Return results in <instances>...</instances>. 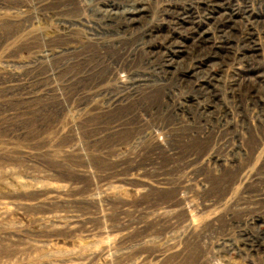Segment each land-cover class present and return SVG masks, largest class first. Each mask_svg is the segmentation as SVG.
I'll list each match as a JSON object with an SVG mask.
<instances>
[{
	"label": "rangeland",
	"instance_id": "rangeland-1",
	"mask_svg": "<svg viewBox=\"0 0 264 264\" xmlns=\"http://www.w3.org/2000/svg\"><path fill=\"white\" fill-rule=\"evenodd\" d=\"M0 264H264V0H0Z\"/></svg>",
	"mask_w": 264,
	"mask_h": 264
},
{
	"label": "bare ground",
	"instance_id": "bare-ground-1",
	"mask_svg": "<svg viewBox=\"0 0 264 264\" xmlns=\"http://www.w3.org/2000/svg\"><path fill=\"white\" fill-rule=\"evenodd\" d=\"M107 2V1H106ZM129 4V3H128ZM119 16V15H118ZM122 20V19H121ZM111 22V21H110ZM126 25V24H125ZM153 32V31H152ZM227 35V34H226Z\"/></svg>",
	"mask_w": 264,
	"mask_h": 264
}]
</instances>
